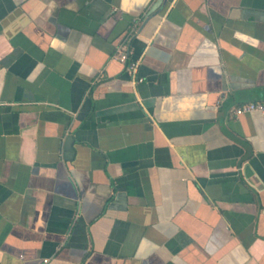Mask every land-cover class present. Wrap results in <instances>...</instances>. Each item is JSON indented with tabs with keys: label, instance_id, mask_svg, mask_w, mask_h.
I'll list each match as a JSON object with an SVG mask.
<instances>
[{
	"label": "crops",
	"instance_id": "obj_1",
	"mask_svg": "<svg viewBox=\"0 0 264 264\" xmlns=\"http://www.w3.org/2000/svg\"><path fill=\"white\" fill-rule=\"evenodd\" d=\"M262 98L264 0H0V264H264Z\"/></svg>",
	"mask_w": 264,
	"mask_h": 264
},
{
	"label": "built area",
	"instance_id": "obj_2",
	"mask_svg": "<svg viewBox=\"0 0 264 264\" xmlns=\"http://www.w3.org/2000/svg\"><path fill=\"white\" fill-rule=\"evenodd\" d=\"M133 32L134 29L133 28L130 29L117 42L112 52V57L124 65L125 72L133 81H139L141 80V78L136 74L138 62L136 59L130 57L129 47H128L129 38ZM251 111L264 113V98L238 103L232 106L230 113L233 116H236L240 113L251 112Z\"/></svg>",
	"mask_w": 264,
	"mask_h": 264
}]
</instances>
